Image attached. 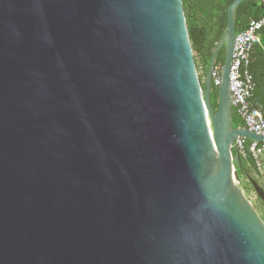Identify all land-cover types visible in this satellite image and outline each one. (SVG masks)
<instances>
[{
	"label": "water",
	"instance_id": "water-1",
	"mask_svg": "<svg viewBox=\"0 0 264 264\" xmlns=\"http://www.w3.org/2000/svg\"><path fill=\"white\" fill-rule=\"evenodd\" d=\"M248 1L202 89L181 0H0V264H264L232 152L264 142L231 126Z\"/></svg>",
	"mask_w": 264,
	"mask_h": 264
},
{
	"label": "trees",
	"instance_id": "trees-1",
	"mask_svg": "<svg viewBox=\"0 0 264 264\" xmlns=\"http://www.w3.org/2000/svg\"><path fill=\"white\" fill-rule=\"evenodd\" d=\"M187 28L188 39L193 53L196 72L201 88H204V77L209 60L215 46L220 42L227 24V9L234 0H181ZM264 17V0H251L238 5L235 12V32L245 31L251 21ZM260 44L255 45L248 67L252 76L254 90L252 106L258 108L264 116V27L258 32ZM224 64V48L216 56L215 69L218 71ZM262 97L259 102L253 100ZM218 91L212 82L210 103L215 112L217 108ZM231 126L236 129L243 126V122L236 114H232ZM251 141L245 140V146ZM233 153H235L233 151ZM240 167L236 168L239 179H243L249 189L246 175L257 181L253 161L239 156ZM258 182V181H257ZM251 190V189H249Z\"/></svg>",
	"mask_w": 264,
	"mask_h": 264
},
{
	"label": "built area",
	"instance_id": "built-area-1",
	"mask_svg": "<svg viewBox=\"0 0 264 264\" xmlns=\"http://www.w3.org/2000/svg\"><path fill=\"white\" fill-rule=\"evenodd\" d=\"M263 27L264 17L251 21L245 31L235 35L229 75L232 113L240 118L245 129L262 138H264V116L258 108L252 106L254 83L248 67L254 46L260 44L258 32ZM219 80L220 70L215 69L212 82L217 86ZM245 140L241 137L236 138L232 152L243 158L249 157L253 161L255 176L264 192V142H250L245 146Z\"/></svg>",
	"mask_w": 264,
	"mask_h": 264
},
{
	"label": "rangeland",
	"instance_id": "rangeland-1",
	"mask_svg": "<svg viewBox=\"0 0 264 264\" xmlns=\"http://www.w3.org/2000/svg\"><path fill=\"white\" fill-rule=\"evenodd\" d=\"M238 184H239L240 189L243 191L244 195L246 196V198L249 200V202L257 210L259 215L264 220V211L262 210L263 208L261 207V205L259 203V200L253 194L250 185H249V189H251V190H249L247 188V185H246V183H245V181L243 179H239V183Z\"/></svg>",
	"mask_w": 264,
	"mask_h": 264
},
{
	"label": "crops",
	"instance_id": "crops-1",
	"mask_svg": "<svg viewBox=\"0 0 264 264\" xmlns=\"http://www.w3.org/2000/svg\"><path fill=\"white\" fill-rule=\"evenodd\" d=\"M260 99H262V97L260 96V97H258V98H255L254 100H253V102L254 101H256V102H259L260 101Z\"/></svg>",
	"mask_w": 264,
	"mask_h": 264
},
{
	"label": "flooded vegetation",
	"instance_id": "flooded-vegetation-1",
	"mask_svg": "<svg viewBox=\"0 0 264 264\" xmlns=\"http://www.w3.org/2000/svg\"><path fill=\"white\" fill-rule=\"evenodd\" d=\"M259 203H260L261 207L263 208L262 210L264 211V206L261 204V202H260V201H259Z\"/></svg>",
	"mask_w": 264,
	"mask_h": 264
}]
</instances>
